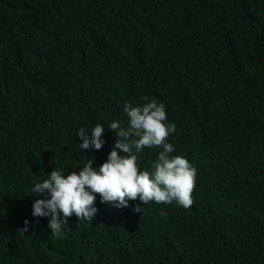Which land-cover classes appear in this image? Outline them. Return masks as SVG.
Returning <instances> with one entry per match:
<instances>
[{
	"label": "trees",
	"instance_id": "obj_1",
	"mask_svg": "<svg viewBox=\"0 0 264 264\" xmlns=\"http://www.w3.org/2000/svg\"><path fill=\"white\" fill-rule=\"evenodd\" d=\"M143 97L197 170L194 203L97 195L52 235L33 186L106 162ZM97 124L102 148L81 150ZM0 264H264V0H0Z\"/></svg>",
	"mask_w": 264,
	"mask_h": 264
},
{
	"label": "clouds",
	"instance_id": "obj_2",
	"mask_svg": "<svg viewBox=\"0 0 264 264\" xmlns=\"http://www.w3.org/2000/svg\"><path fill=\"white\" fill-rule=\"evenodd\" d=\"M133 105L126 103L124 112L129 119L128 127H121L119 121L110 123L109 128L116 134L113 149L106 162L93 168L92 159L79 171L65 175L60 170H52L48 178L36 183L32 192L44 199H36L32 204L33 217H50L48 228L51 234L61 236L68 227V218L73 214L81 220L91 222L98 209L94 206L97 195L100 202L114 208L129 207V201H139L142 205L171 204L189 208L194 200L197 170L180 155H170L174 146L167 142L169 134L175 131V125L166 123L165 105L155 99ZM105 129L97 124L91 132L81 127L77 136L80 138V149L93 148L100 150L104 144L102 137ZM90 133V135H89ZM144 148H157V158L151 164V171L141 170L138 166V154ZM117 149L120 152H117ZM133 212L140 213L142 207L135 205ZM161 215L166 213L161 211ZM25 228L18 229L23 235Z\"/></svg>",
	"mask_w": 264,
	"mask_h": 264
}]
</instances>
